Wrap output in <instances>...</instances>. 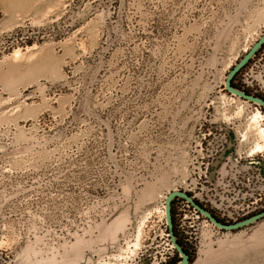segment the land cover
Returning a JSON list of instances; mask_svg holds the SVG:
<instances>
[{"label": "rangeland", "instance_id": "374dc122", "mask_svg": "<svg viewBox=\"0 0 264 264\" xmlns=\"http://www.w3.org/2000/svg\"><path fill=\"white\" fill-rule=\"evenodd\" d=\"M263 37L264 0H0V264H264L199 210L264 212Z\"/></svg>", "mask_w": 264, "mask_h": 264}, {"label": "water", "instance_id": "95a60500", "mask_svg": "<svg viewBox=\"0 0 264 264\" xmlns=\"http://www.w3.org/2000/svg\"><path fill=\"white\" fill-rule=\"evenodd\" d=\"M263 39H264V37H263ZM260 42H261V41H260ZM259 44H260V43H259ZM253 52H254V51H253ZM247 59H248V58H246L245 60H243V63L246 62ZM243 63H241V65H239L238 67H236V68L231 72L232 75H231L230 77H232V76H233V75H234V74H235V73H236V72L242 67ZM230 77H229V78H230ZM229 82H230V81H229V79H228L227 88H228L229 91H231V92L237 94L238 96L243 97V98H245V99H247V100H249V101H251V102H255V103H258V104H261L262 106H264V100H263L262 98H260V97H255V96H251L250 94H247V93H245V92H243V91H240V90H238V89H235V88H233V87L231 86V83H229ZM175 196H179V197H182V198H184V199H186V200H190V197H189L187 194H185V193H181V192H173V193H171V194L167 197V202H166V212H167V213L169 212V206H168V204H169L170 200H171L173 197H175ZM192 204L195 205L194 202H192ZM198 208H199V207H198ZM199 210H200L205 216H207V218H209V220H210L214 225L219 226V227H222V228L237 227V226L242 225V224H244V223L252 222V221H256L257 219H259V218H261V217H264V212H263V213L258 214V215L254 216V217H252V218H250V219H248V220H245V221H243V222H241V223H239V224H237V225H234V226H227V225H222V224H221L219 221H217L216 218L213 217L210 213H208V212L202 210L201 208H199ZM174 243H175V241H174ZM175 246H176V248H178V246H177L176 243H175ZM187 262H188L187 257H186L185 255H183V258H182L181 262L178 263V264H187Z\"/></svg>", "mask_w": 264, "mask_h": 264}, {"label": "bare ground", "instance_id": "6f19581e", "mask_svg": "<svg viewBox=\"0 0 264 264\" xmlns=\"http://www.w3.org/2000/svg\"><path fill=\"white\" fill-rule=\"evenodd\" d=\"M260 117H261V115L259 113H257L254 116V118L252 119V121L253 120H257ZM255 127H256L257 134L259 135V139L262 141V144L261 145L260 144H257L256 145V148H257V150L258 149H262L263 150V148H264V128H262L261 126H258V125H255Z\"/></svg>", "mask_w": 264, "mask_h": 264}, {"label": "trees", "instance_id": "16d2710c", "mask_svg": "<svg viewBox=\"0 0 264 264\" xmlns=\"http://www.w3.org/2000/svg\"><path fill=\"white\" fill-rule=\"evenodd\" d=\"M234 81H235V79H232V80H231V86H232L233 88H235V89H240V90H242L243 92H245V93H247V94H250L249 91L245 90L244 88H241L237 83H234ZM257 96H259V95H257ZM260 97H261V96H260ZM261 98H262V97H261ZM194 202H195V201H194ZM195 203H197V202H195ZM174 235H175V232H174ZM175 236H176V235H175ZM176 238H177V240H176V244H177L178 246L182 247L184 253H186V250H184V248H183V246H182V244H181V242L179 241V239H178L177 236H176Z\"/></svg>", "mask_w": 264, "mask_h": 264}]
</instances>
